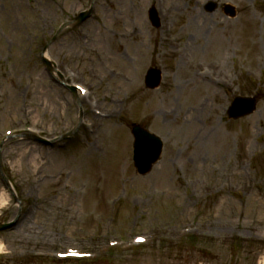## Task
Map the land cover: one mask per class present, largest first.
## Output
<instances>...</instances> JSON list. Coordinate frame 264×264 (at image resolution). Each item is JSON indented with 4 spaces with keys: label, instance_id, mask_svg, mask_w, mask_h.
<instances>
[{
    "label": "rangeland",
    "instance_id": "1",
    "mask_svg": "<svg viewBox=\"0 0 264 264\" xmlns=\"http://www.w3.org/2000/svg\"><path fill=\"white\" fill-rule=\"evenodd\" d=\"M93 2L61 30L91 0H0V164L19 200L0 173V222L20 216L0 231V264H63L33 256L67 250L85 264H264V0ZM46 45L86 94L57 81ZM151 67L163 75L154 90ZM237 95L257 107L232 120ZM132 123L163 141L144 176Z\"/></svg>",
    "mask_w": 264,
    "mask_h": 264
},
{
    "label": "water",
    "instance_id": "2",
    "mask_svg": "<svg viewBox=\"0 0 264 264\" xmlns=\"http://www.w3.org/2000/svg\"><path fill=\"white\" fill-rule=\"evenodd\" d=\"M215 7L214 4L210 3L208 5V8L212 10ZM226 12H230L233 16L234 10L232 7L227 6ZM87 17V13L81 14L78 21L81 22ZM150 20L153 25L157 26L159 22V18L157 16V13L154 9L150 11ZM44 62H46L48 68L50 70H53V67L51 63L43 58ZM161 80V72L155 68H151L148 70L146 75V84L154 88L159 85ZM73 91V88H71ZM256 108V99L253 97L249 98H241L237 97L229 107L227 114L230 118L238 119L240 117L247 116L251 114ZM132 134L134 136V142H133V161L134 166L137 169V172L139 174H146L148 173L153 164L156 163L161 155L163 142L162 140L156 136L155 134L149 132L142 126L138 124H133L131 127ZM27 138H34L33 136L26 135ZM6 183L8 184V180L4 177ZM16 224V220L9 221L5 224H0V230H5L12 228Z\"/></svg>",
    "mask_w": 264,
    "mask_h": 264
},
{
    "label": "bare ground",
    "instance_id": "3",
    "mask_svg": "<svg viewBox=\"0 0 264 264\" xmlns=\"http://www.w3.org/2000/svg\"><path fill=\"white\" fill-rule=\"evenodd\" d=\"M253 17H249L248 18V23H249V27L247 28V30H248V32H247V34L249 35V36H251V35H253V33L255 32V25H254V20L255 19H252ZM246 24V23H245ZM225 42V46L226 47H229V45H231V46H235V45H237V43H239V41H238V38H236V39H230L229 41H224ZM214 63V62H213ZM209 78V77H208ZM204 84H206V83H204ZM8 196V195H7ZM7 199H6V195H4V194H2V197H0V203H4L5 201H6ZM6 203V202H5Z\"/></svg>",
    "mask_w": 264,
    "mask_h": 264
}]
</instances>
